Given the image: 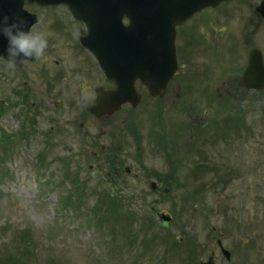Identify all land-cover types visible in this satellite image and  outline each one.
Listing matches in <instances>:
<instances>
[{"label": "rangeland", "instance_id": "1", "mask_svg": "<svg viewBox=\"0 0 264 264\" xmlns=\"http://www.w3.org/2000/svg\"><path fill=\"white\" fill-rule=\"evenodd\" d=\"M260 2L227 0L193 15L165 98L137 84V107L91 115L82 129L79 102L63 91L87 60L74 45L86 26L63 3L27 6L48 47L18 70L0 57V264H201L212 251L217 264H241L260 229L250 224L264 216V90L242 76L249 52L264 53ZM252 250L242 264H263L255 257L264 239Z\"/></svg>", "mask_w": 264, "mask_h": 264}, {"label": "water", "instance_id": "2", "mask_svg": "<svg viewBox=\"0 0 264 264\" xmlns=\"http://www.w3.org/2000/svg\"><path fill=\"white\" fill-rule=\"evenodd\" d=\"M224 0H0L5 14L21 12L29 27L39 17L25 7L27 2L39 5L67 4L76 19L82 20L87 33L82 44L98 60L106 77L115 80L116 88L99 86L92 107L96 115L112 114L126 102L137 106L141 94L136 80L148 86L152 95L163 96L168 83L179 69L176 36L177 25L196 12L217 6ZM264 16V0L257 6ZM125 18L128 23H125ZM7 39L0 36V53L6 54ZM37 57L27 58L35 60ZM25 59V60H27ZM18 63L17 65H20ZM243 79L250 89H264V56L254 48L244 70ZM34 122V116L30 117ZM165 220L171 216L164 215ZM230 258L231 253L224 248ZM214 252L201 264H216Z\"/></svg>", "mask_w": 264, "mask_h": 264}, {"label": "flooded vegetation", "instance_id": "3", "mask_svg": "<svg viewBox=\"0 0 264 264\" xmlns=\"http://www.w3.org/2000/svg\"><path fill=\"white\" fill-rule=\"evenodd\" d=\"M223 3V2H222ZM32 4H36V3H27L26 4V7L27 6H31ZM28 8V7H27ZM72 13V12H71ZM196 14V13H195ZM194 14V15H195ZM73 15V14H72ZM75 18V17H74ZM76 19V18H75ZM77 21H80V22H82L84 25H85V23L83 22V21H81V20H79V19H76ZM190 20V18L188 19V20H186L185 22H183L182 24H179L178 26H177V37H176V40L178 39V37H179V35H180V32L179 31H181V27H183V25H185L188 21ZM125 21H126V23L128 22V20L127 19H125ZM86 26V25H85ZM33 28V27H32ZM86 29H87V27H86ZM186 33V35H187V32H185ZM81 36L82 35H80L79 37H78V42H76L74 45L76 46V47H78V48H80L83 52H85L86 53V57H87V60H86V62L88 63V62H91L93 65H95V66H98V68H99V70L102 72V74H103V78H104V82H103V84H99V85H96L95 83H92V80L90 79V77H87V74H86V72H87V64H86V62H84V63H77V64H75V70H76V73H79V75H78V80L76 81L77 82V85L76 86H71V88H70V90H67V91H63V95L64 94H72V95H75L76 97H73V99L76 101V102H79V105H80V107H81V110H82V114H81V117L80 118H78V119H76V121H75V123H76V126L80 129H82V128H84L85 127V123H86V119H88L89 118V116H94L95 118H97V119H101V118H103V117H110V116H112V115H114V114H116L118 111H120L123 107H124V105H128V106H130V107H135V106H133L131 103H129V102H127L126 104H124V105H122V107L118 110V111H116L115 113H112V114H109V113H104V114H102V115H96L93 111H92V107H93V105H94V103H95V100H96V98H97V88L99 87V86H101V87H103L104 89H106V90H111V89H115L116 88V82H115V80H113V79H110V78H108V77H106V75H105V73L102 71V69L100 68V65H99V62H98V60L96 59V57L94 56V54L87 48V47H85L82 43H81ZM36 60H38V57H37V59ZM36 60H24L23 61V63H21L20 65H16V67H17V70L18 69H20V68H23V66L26 64V63H28V62H33V61H36ZM57 63L59 62L58 60L56 61ZM82 73V74H81ZM85 73V74H84ZM61 78H64L65 80H67L69 83H70V80H68V78H67V76L65 77H63V76H61ZM172 81H173V79L169 82V84H168V86H167V88H166V92H165V94H164V96H153V95H151L150 94V92H149V90H148V87L145 85V84H143L142 82H141V80H137L136 81V87H137V89H138V86H137V84H141L143 87H145V88H147V90H148V92H149V94L152 96V97H155V99L157 100V103H159L158 101H161L162 99H164L165 98V96L167 95V93L170 91V88H171V83H172ZM25 82L27 83L28 81L27 80H25ZM75 82V83H76ZM71 84V83H70ZM29 90V89H28ZM138 91H139V89H138ZM29 92V91H28ZM140 92V91H139ZM141 93V92H140ZM27 94V93H26ZM141 96H142V98H143V94L141 93ZM33 104H35V101H33ZM58 104L59 105H61V106H63L64 105V102L63 101H59L58 102ZM85 109V111H83ZM31 116H34L35 117V119H36V121L35 122H37L39 119H38V116L34 113H31V112H27V114H26V119L27 120H29L30 122H32V123H35V122H33L32 121V119L30 118ZM79 119H81V122L79 123ZM31 131V130H30ZM244 131V130H243ZM91 132H90V130H88V129H86L85 130V132H82V134L85 136V137H87L88 136V134H90ZM156 134V133H155ZM137 135H139V133H137ZM163 135V138H164V136H165V134H162ZM157 137V136H156ZM222 137V136H221ZM109 151L110 152H112V153H114L113 152V150L112 149H109ZM107 157H109V159L111 160V165L113 166V169H114V171L116 172V173H119L118 172V168L116 167V165H115V159L114 158H111V153H108V155H107ZM118 166V165H117ZM127 170L129 171L130 169H129V167H127ZM110 174L112 173V172H109ZM114 178V180H115V177H113ZM152 187L154 188V189H159L158 188V185L156 184V183H153L152 182ZM264 204V203H263ZM264 215V214H263ZM257 222V221H256ZM256 222H253L252 224H250V225H254L253 227L251 226V227H249L250 229L251 228H254V227H256L257 225H258V227H260V229H259V232H257V233H253L254 235H251V234H249L247 237H248V239H247V242H249L248 244H247V247L246 248H242L243 249V251H241V254H242V256H243V261L241 262V264L242 263H245V262H247V260H248V256H250L251 255V250L253 249V248H255L256 247V245L258 246L259 244H262V241H263V239H264V216L262 217V219H260L259 220V222L258 223H256ZM162 223H163V225L164 226H168L169 224L168 223H170V221H168V222H166V221H162ZM217 229L214 227V231L215 232H217L216 231ZM220 237H218L217 238V244H218V247L221 249V252L223 253V255L227 258V259H231L232 258V251L230 250V249H228L225 245H224V243H223V239H222V237L224 236L223 235V233H220V235H219ZM224 248L225 249H228L229 251H230V253H231V256H230V258H228L227 256H226V254L224 253ZM252 251H254V250H252ZM212 252H214V254H216L215 253V251H212ZM258 254H260V253H258ZM248 255V256H247ZM264 256H261V258H259V255H256V260L258 259V262L259 261H261V263H263L264 264V258H263ZM238 264V263H237Z\"/></svg>", "mask_w": 264, "mask_h": 264}, {"label": "clouds", "instance_id": "4", "mask_svg": "<svg viewBox=\"0 0 264 264\" xmlns=\"http://www.w3.org/2000/svg\"><path fill=\"white\" fill-rule=\"evenodd\" d=\"M0 36L7 39L5 58L7 67L14 68L27 58L40 57L48 47L47 33L34 30L29 22L19 12L5 14L0 11Z\"/></svg>", "mask_w": 264, "mask_h": 264}, {"label": "trees", "instance_id": "5", "mask_svg": "<svg viewBox=\"0 0 264 264\" xmlns=\"http://www.w3.org/2000/svg\"><path fill=\"white\" fill-rule=\"evenodd\" d=\"M22 134H23V135H27V134H25V132H23V131H22Z\"/></svg>", "mask_w": 264, "mask_h": 264}]
</instances>
